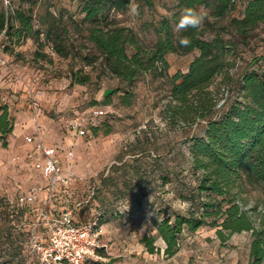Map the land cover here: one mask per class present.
I'll return each mask as SVG.
<instances>
[{"label": "rangeland", "instance_id": "obj_1", "mask_svg": "<svg viewBox=\"0 0 264 264\" xmlns=\"http://www.w3.org/2000/svg\"><path fill=\"white\" fill-rule=\"evenodd\" d=\"M6 1L0 0V13L29 14L33 32L45 30L51 13L68 56L56 55L45 43L44 34L11 40L0 33L4 61L0 67V109H6L13 119L6 145L0 142V197L13 198L33 184L23 163L28 150L23 130L32 129L35 121L46 142L73 148L74 200L83 201L94 192L88 208L79 213L83 221L97 217L102 232L101 258L89 264H247L250 233L234 234L221 242L216 229L209 226L193 233L183 231L179 252L170 259L163 255L161 240L156 239L159 252L153 255L141 244L144 235L156 238L157 222L168 216L172 222L173 215L187 217L190 212V205L179 196L195 187L190 142L203 135L208 119L172 115L170 82L175 74L186 73L198 52L167 54L162 75L147 71L126 85L103 68L99 53L78 27L84 0ZM248 1L236 0L230 16L219 21L213 19L210 9L196 8L204 16L198 28L203 38L218 35L227 46L225 72L208 89L217 98L210 118L226 108L225 100L237 97L238 79L253 60L264 56V23L246 37L237 36L229 26L231 19L242 18ZM182 13L177 0H130L127 10L112 18L133 34L139 46L149 50L163 36L164 23L174 35L180 32L176 25ZM9 22L17 28L12 17ZM126 50L128 56L133 54L132 47ZM260 64L248 71L257 70ZM83 78L87 81L80 84ZM95 108L105 109L106 117L95 120L91 115ZM74 123L87 130L85 137L76 139L67 131ZM242 199L246 210L264 208V194L259 189L246 188ZM19 223L23 225V218ZM27 237L25 231H8L7 223L0 220V264L30 261L24 246Z\"/></svg>", "mask_w": 264, "mask_h": 264}, {"label": "trees", "instance_id": "obj_2", "mask_svg": "<svg viewBox=\"0 0 264 264\" xmlns=\"http://www.w3.org/2000/svg\"><path fill=\"white\" fill-rule=\"evenodd\" d=\"M178 7L210 9L213 19L219 21L230 16L236 0H177ZM130 0H84L78 27L86 32L87 40L99 53L102 66L121 83L131 85L136 78L147 71L162 75L167 69V54L187 55L194 51L198 56L192 60L186 73L175 74L170 82V107L172 115L183 118L192 115L208 119L203 135L193 137L189 148L190 166L195 177V187L179 199L190 205L187 217L173 215L155 224L156 238L144 235L141 244L149 255L158 253L156 239L164 244L163 255L173 258L180 248L179 238L183 231L195 232L203 226L215 228V235L226 241L234 234L250 233L247 264H264V208L246 210L242 195L246 188L259 189L264 194V56L253 60L238 79L235 88L237 97L223 103L226 108L216 118H210L217 104V98L208 91L217 77L223 76L227 67V46L218 35L203 38L198 28H189L174 35L168 23L162 25L163 36L154 46L145 50L139 46L133 34L119 27L113 14H122L129 7ZM44 24L43 32L34 31L31 16L15 11L10 15L0 13V33L11 40L44 34V41L59 57L66 58L56 21ZM17 23V28L9 22ZM63 16L58 20L62 21ZM264 23V0H250L246 3L242 18L231 19L229 26L235 34L246 37ZM188 38L190 44H180ZM127 46L133 48L128 56ZM261 62L257 70L248 71ZM87 81L83 78L80 84ZM110 95V94H109ZM108 95V96H109ZM129 104V98H124ZM13 130V119L6 109H0V142L5 146L6 137ZM93 133L97 128H91ZM192 210V211H191ZM201 211V212H198ZM0 220L8 225V231L15 230L22 216L0 202ZM99 259L102 249L97 252Z\"/></svg>", "mask_w": 264, "mask_h": 264}, {"label": "built area", "instance_id": "obj_3", "mask_svg": "<svg viewBox=\"0 0 264 264\" xmlns=\"http://www.w3.org/2000/svg\"><path fill=\"white\" fill-rule=\"evenodd\" d=\"M7 3L6 0H4ZM4 65L0 52V67ZM92 117H106L107 111L95 108ZM67 131L80 139L87 130L79 123L70 124ZM29 148L23 159L33 184L13 198L0 197L2 205L23 218L15 225L17 231L28 234L24 246L30 261L26 264H89L99 259L101 227L92 216L82 220L80 212L88 208L93 190L83 201L74 200L73 185L75 160L72 147H64L43 139L39 125L34 121L31 131L23 137ZM27 230L25 229V226Z\"/></svg>", "mask_w": 264, "mask_h": 264}, {"label": "clouds", "instance_id": "obj_4", "mask_svg": "<svg viewBox=\"0 0 264 264\" xmlns=\"http://www.w3.org/2000/svg\"><path fill=\"white\" fill-rule=\"evenodd\" d=\"M204 22V16L193 8L184 9L181 17L176 25L177 31H186L189 28H199ZM180 44L182 46L187 47L190 44V40L188 38H182L180 40Z\"/></svg>", "mask_w": 264, "mask_h": 264}, {"label": "crops", "instance_id": "obj_5", "mask_svg": "<svg viewBox=\"0 0 264 264\" xmlns=\"http://www.w3.org/2000/svg\"><path fill=\"white\" fill-rule=\"evenodd\" d=\"M31 131V129L28 127V128H25L24 130H23V137L26 135V134H28L29 132ZM28 148V147H27ZM28 150H29V148H28Z\"/></svg>", "mask_w": 264, "mask_h": 264}]
</instances>
